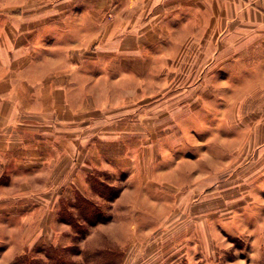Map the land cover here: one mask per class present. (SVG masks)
Wrapping results in <instances>:
<instances>
[{
    "label": "crops",
    "instance_id": "1",
    "mask_svg": "<svg viewBox=\"0 0 264 264\" xmlns=\"http://www.w3.org/2000/svg\"><path fill=\"white\" fill-rule=\"evenodd\" d=\"M37 7L8 14L6 23L20 24L15 35L4 28L0 36L2 233L58 236L60 203L70 192L93 202L85 193L94 176L116 190L97 193L113 216L135 206L133 182L143 166L133 141L148 116L140 108L143 75L178 67L195 75L198 90L212 91L213 114L222 89L233 92L231 108L264 92V0H54ZM247 128L246 146L263 153L257 138L264 132ZM155 167L148 163L149 172ZM97 171L118 178L109 182Z\"/></svg>",
    "mask_w": 264,
    "mask_h": 264
},
{
    "label": "rangeland",
    "instance_id": "2",
    "mask_svg": "<svg viewBox=\"0 0 264 264\" xmlns=\"http://www.w3.org/2000/svg\"><path fill=\"white\" fill-rule=\"evenodd\" d=\"M53 1L0 0V36L4 28L15 35L20 24L12 25L15 18L6 23L8 14ZM181 70L142 76L141 99L148 100L140 108L148 116L133 141L143 166L133 182L140 190L135 206L113 216L97 193L110 197L116 190L100 187L94 176L85 193L93 202L70 192L60 203L58 236L40 241L0 229V264H264V152L246 146L244 136L251 125L264 132V92H251L250 102L231 108L233 92L222 89L213 114L212 91L198 90L196 76ZM150 162L157 167L149 172ZM97 173L109 182L118 178ZM101 221L110 231L92 233Z\"/></svg>",
    "mask_w": 264,
    "mask_h": 264
}]
</instances>
